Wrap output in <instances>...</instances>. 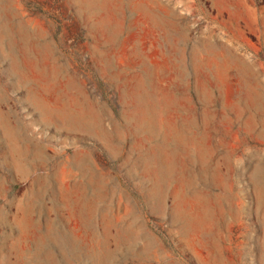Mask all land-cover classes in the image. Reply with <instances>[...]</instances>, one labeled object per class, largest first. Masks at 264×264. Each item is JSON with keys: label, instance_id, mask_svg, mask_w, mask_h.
I'll use <instances>...</instances> for the list:
<instances>
[{"label": "rangeland", "instance_id": "obj_1", "mask_svg": "<svg viewBox=\"0 0 264 264\" xmlns=\"http://www.w3.org/2000/svg\"><path fill=\"white\" fill-rule=\"evenodd\" d=\"M0 264H264V0H0Z\"/></svg>", "mask_w": 264, "mask_h": 264}]
</instances>
